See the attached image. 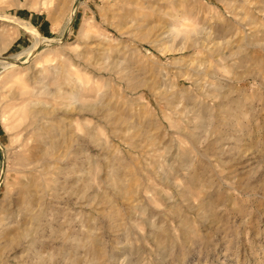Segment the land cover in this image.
Instances as JSON below:
<instances>
[{"label":"rangeland","instance_id":"rangeland-1","mask_svg":"<svg viewBox=\"0 0 264 264\" xmlns=\"http://www.w3.org/2000/svg\"><path fill=\"white\" fill-rule=\"evenodd\" d=\"M0 264H264V0H0Z\"/></svg>","mask_w":264,"mask_h":264},{"label":"bare ground","instance_id":"bare-ground-1","mask_svg":"<svg viewBox=\"0 0 264 264\" xmlns=\"http://www.w3.org/2000/svg\"><path fill=\"white\" fill-rule=\"evenodd\" d=\"M3 18H4V20H8V22H10V23H18V24L22 25L23 27L28 28L29 30H32V26L26 21L19 20L17 18H13V17H10V16H3ZM72 20H73V15H71V18L69 19V22L71 23ZM42 42L43 41H38V43L35 44V47H34L33 50H35L38 46H40V43H42ZM31 53H29V55H31ZM19 57H20V55H16L14 57L16 60L8 62V64H6V65L15 66V63H19V60H20ZM8 60H10V58H8Z\"/></svg>","mask_w":264,"mask_h":264}]
</instances>
